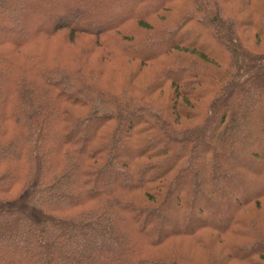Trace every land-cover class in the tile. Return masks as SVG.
Returning <instances> with one entry per match:
<instances>
[{
    "label": "trees",
    "instance_id": "1",
    "mask_svg": "<svg viewBox=\"0 0 264 264\" xmlns=\"http://www.w3.org/2000/svg\"><path fill=\"white\" fill-rule=\"evenodd\" d=\"M263 202L264 0H0V264H264Z\"/></svg>",
    "mask_w": 264,
    "mask_h": 264
},
{
    "label": "rangeland",
    "instance_id": "2",
    "mask_svg": "<svg viewBox=\"0 0 264 264\" xmlns=\"http://www.w3.org/2000/svg\"><path fill=\"white\" fill-rule=\"evenodd\" d=\"M141 34V31H138ZM262 212H264V202L262 203Z\"/></svg>",
    "mask_w": 264,
    "mask_h": 264
}]
</instances>
